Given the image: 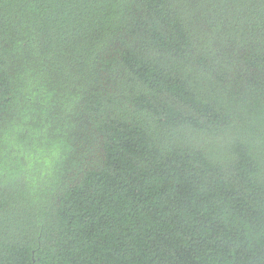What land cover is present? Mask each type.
<instances>
[{"label": "trees", "instance_id": "trees-1", "mask_svg": "<svg viewBox=\"0 0 264 264\" xmlns=\"http://www.w3.org/2000/svg\"><path fill=\"white\" fill-rule=\"evenodd\" d=\"M0 264H264V0H0Z\"/></svg>", "mask_w": 264, "mask_h": 264}]
</instances>
